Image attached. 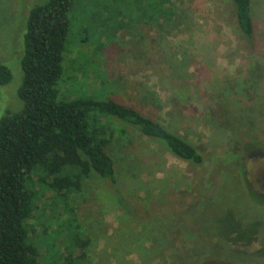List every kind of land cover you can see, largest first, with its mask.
Segmentation results:
<instances>
[{"label":"rangeland","instance_id":"374dc122","mask_svg":"<svg viewBox=\"0 0 264 264\" xmlns=\"http://www.w3.org/2000/svg\"><path fill=\"white\" fill-rule=\"evenodd\" d=\"M32 1L0 0V61L13 73L10 82L0 84V117L23 105L19 52ZM172 1L170 18L142 17L134 24L122 18L127 24L116 36L102 37L103 26L113 34L120 17L139 1L75 0L61 92L97 91L93 95L100 97L108 92L195 144L205 160H184L129 129L109 147L126 200L117 201L111 183L97 173L68 201L44 191L42 209L32 219L42 264H52L50 254L58 251L67 255V234L79 230L76 224L88 241L79 264H264V255L235 260L220 252L210 230L238 220L240 228L264 236V208L240 175L246 168L254 184L264 183V0H252V46L237 26L232 0ZM118 9L123 10L117 19ZM87 38L106 44L96 53L83 44ZM75 60L87 70L77 71L79 78L69 68ZM64 202L76 209L73 216ZM262 239L258 248H264ZM80 252L81 247L72 249L73 255Z\"/></svg>","mask_w":264,"mask_h":264},{"label":"trees","instance_id":"16d2710c","mask_svg":"<svg viewBox=\"0 0 264 264\" xmlns=\"http://www.w3.org/2000/svg\"><path fill=\"white\" fill-rule=\"evenodd\" d=\"M125 1H139L140 5L134 9L129 7L127 16L122 17L123 9H118L120 21L114 26L113 34H108L105 25L102 37L116 36V30L127 24L122 18L133 24L142 17L158 22V16L170 18L173 13L172 0ZM74 2L33 0L25 14L19 52L23 78L18 88L23 105L15 111L8 109L0 117V264H42L40 247L34 241L38 234L32 219L35 210L42 209L38 204L45 190L54 193L51 198L68 201L73 193L83 189L87 178L97 173L111 183L117 201L126 200L109 147L114 140L126 138L129 129L139 131L184 160L195 164L205 160L203 151L195 144L143 110L116 100L108 92L104 97H100L103 94L93 95L97 91L74 96L61 92L60 83L65 78L66 68L63 63L70 50V11ZM232 3L242 37L252 46L255 36L252 0H232ZM140 8H143L142 14L138 11ZM82 42L91 44L96 53L106 44L100 39L87 38ZM69 68L75 77H78L77 71L87 72L86 66H79L77 60L74 65L69 64ZM12 78L11 68L0 61V84ZM240 175L254 202L264 208V183L254 184L246 168H241ZM64 208L70 212V217L76 211L69 203H65ZM239 225L237 220L228 228H210L215 242L222 245L219 251L231 253L235 260L257 259L264 255V248L255 245L257 240L263 241L264 236L258 229L247 230ZM76 228L79 230L67 234V255L60 251L56 256L50 254L55 259L52 264H79L85 257L84 247L88 241L82 237L80 224H76ZM43 231L47 232L46 228L43 227ZM74 247H81L80 254H72ZM47 253L48 257L49 251ZM213 256L221 259L218 253ZM59 259L62 261L57 263ZM46 264L51 263L47 260Z\"/></svg>","mask_w":264,"mask_h":264}]
</instances>
